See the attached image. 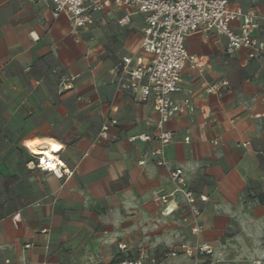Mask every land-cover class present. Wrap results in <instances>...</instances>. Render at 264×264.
I'll list each match as a JSON object with an SVG mask.
<instances>
[{"label": "crops", "instance_id": "crops-1", "mask_svg": "<svg viewBox=\"0 0 264 264\" xmlns=\"http://www.w3.org/2000/svg\"><path fill=\"white\" fill-rule=\"evenodd\" d=\"M227 1L254 10V32L264 39V0ZM142 24L134 8L106 3L92 25L73 33L49 2L0 0V264H109L139 253L154 256V264H216L227 231L261 227L244 201L264 199V57L250 59L245 49L227 54L225 37L215 32L186 37L203 71L182 70L193 111L165 123L173 139L164 147L168 165L158 166L144 155L155 140H128L158 131L151 100L115 84L120 57L148 56L140 49ZM222 79L227 88L205 91ZM104 122L116 139L98 137ZM36 136L62 146L72 175L33 167L25 141ZM169 167H180L194 192L208 196L199 202L198 233L182 221L183 197ZM198 242L213 253L167 255ZM258 242L244 245L248 264L264 255Z\"/></svg>", "mask_w": 264, "mask_h": 264}, {"label": "built area", "instance_id": "built-area-1", "mask_svg": "<svg viewBox=\"0 0 264 264\" xmlns=\"http://www.w3.org/2000/svg\"><path fill=\"white\" fill-rule=\"evenodd\" d=\"M32 2H49L53 15L64 14L69 20L73 33L94 23V14L106 3L123 6L130 11L134 8L143 17L141 26L142 38L140 49L148 54L123 55L114 64L116 72V87L131 93L141 102L151 100L158 114L157 132L150 135L141 132L128 137L129 141L148 142L155 140L157 145L145 151L158 166H167L164 147L173 139V131L166 128L165 123L180 112L193 111L192 89L182 83V70L189 65L203 71L196 64V55L190 52L185 39L194 33L215 32L226 39L225 52L234 54L245 49L248 58L264 57V39L254 30L258 27L256 13L252 8H229L227 0H29ZM129 22V13L119 19L121 25ZM55 72V69H53ZM229 86V81L222 79L205 84V91L210 93L221 91ZM115 122V120H112ZM110 124L102 123L98 137L106 140L116 139L117 136L109 131ZM188 140V137H185ZM214 144L218 143L213 139ZM30 150V149H29ZM54 167L49 165L46 153L33 154V167L49 171L56 177L70 176L73 169L66 166L59 151L54 153ZM145 159H139L144 164ZM169 175L184 202L183 222H193L192 233L200 231L197 219L202 212L199 202H205L208 196L196 194L190 178L180 167H169ZM158 200L167 201L165 195ZM171 209V210H170ZM172 208L168 209V213ZM187 213L191 217L187 216ZM44 231L45 229H41ZM122 247H124L122 245ZM211 255L212 245L208 243L182 244L180 247L167 251V255L176 256ZM154 264L156 258L139 253L134 257H125L109 264H144L145 259ZM252 264H264V255L252 261Z\"/></svg>", "mask_w": 264, "mask_h": 264}, {"label": "rangeland", "instance_id": "rangeland-1", "mask_svg": "<svg viewBox=\"0 0 264 264\" xmlns=\"http://www.w3.org/2000/svg\"><path fill=\"white\" fill-rule=\"evenodd\" d=\"M26 142L27 141H25V145ZM26 148L28 147L26 146ZM26 155L31 158H34L31 151L30 153L26 152ZM252 199L253 196L247 197L244 201V205L249 210L254 208L253 215H256L260 218L258 221L260 222L261 227H256L252 231V229H241L236 225L234 228L227 231V234L223 237L221 241L223 251L219 252L218 255H216V264H248L249 262H247L245 258H241L246 257L241 253H243L245 244H252L253 238L258 239V243L260 244H258V247L264 250V199L262 201L261 199H257L254 203ZM236 257L239 258L236 260V262H234L233 258Z\"/></svg>", "mask_w": 264, "mask_h": 264}, {"label": "bare ground", "instance_id": "bare-ground-1", "mask_svg": "<svg viewBox=\"0 0 264 264\" xmlns=\"http://www.w3.org/2000/svg\"><path fill=\"white\" fill-rule=\"evenodd\" d=\"M31 139H40V140H48V139H51V138H48V137H33V138H30L27 140L26 142V146H27V143L29 140ZM53 140V139H51ZM56 144L60 145L58 142H56L55 140H53ZM61 146V145H60ZM62 148V146L59 148V149H55L53 148L51 145L47 144V143H41V144H38L35 146V151H33L32 149H30V151L32 152V154H39V153H46L48 156V163L49 165H54L55 164V161H56V155L54 153L58 152L60 149Z\"/></svg>", "mask_w": 264, "mask_h": 264}, {"label": "snow or ice", "instance_id": "snow-or-ice-1", "mask_svg": "<svg viewBox=\"0 0 264 264\" xmlns=\"http://www.w3.org/2000/svg\"><path fill=\"white\" fill-rule=\"evenodd\" d=\"M41 143H47L51 145L55 149H59L61 146L56 144L53 140L48 139V140H40V139H31L27 143V147L35 151V146ZM48 167H54L53 165H50ZM171 210V209H170Z\"/></svg>", "mask_w": 264, "mask_h": 264}, {"label": "clouds", "instance_id": "clouds-1", "mask_svg": "<svg viewBox=\"0 0 264 264\" xmlns=\"http://www.w3.org/2000/svg\"><path fill=\"white\" fill-rule=\"evenodd\" d=\"M31 167V165H29ZM50 166V165H47V167Z\"/></svg>", "mask_w": 264, "mask_h": 264}, {"label": "trees", "instance_id": "trees-1", "mask_svg": "<svg viewBox=\"0 0 264 264\" xmlns=\"http://www.w3.org/2000/svg\"><path fill=\"white\" fill-rule=\"evenodd\" d=\"M261 200H262V198H261Z\"/></svg>", "mask_w": 264, "mask_h": 264}]
</instances>
